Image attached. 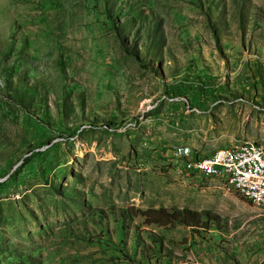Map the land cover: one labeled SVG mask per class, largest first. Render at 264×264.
Segmentation results:
<instances>
[{"label":"rangeland","instance_id":"374dc122","mask_svg":"<svg viewBox=\"0 0 264 264\" xmlns=\"http://www.w3.org/2000/svg\"><path fill=\"white\" fill-rule=\"evenodd\" d=\"M264 146V0H0V264H264V208L175 170ZM205 211L207 231L146 225Z\"/></svg>","mask_w":264,"mask_h":264},{"label":"built area","instance_id":"2783aa9c","mask_svg":"<svg viewBox=\"0 0 264 264\" xmlns=\"http://www.w3.org/2000/svg\"><path fill=\"white\" fill-rule=\"evenodd\" d=\"M175 170L187 177L217 178L222 186L264 208V146L244 140L199 155L184 144L170 150Z\"/></svg>","mask_w":264,"mask_h":264},{"label":"trees","instance_id":"16d2710c","mask_svg":"<svg viewBox=\"0 0 264 264\" xmlns=\"http://www.w3.org/2000/svg\"><path fill=\"white\" fill-rule=\"evenodd\" d=\"M146 225H182L195 230L207 231L209 229L210 216L205 211H192L187 209H146L143 211L136 210Z\"/></svg>","mask_w":264,"mask_h":264}]
</instances>
